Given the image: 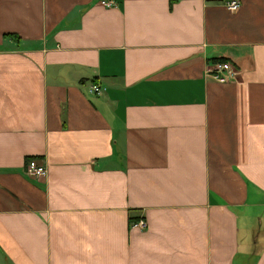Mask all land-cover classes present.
I'll list each match as a JSON object with an SVG mask.
<instances>
[{
	"label": "crops",
	"instance_id": "1",
	"mask_svg": "<svg viewBox=\"0 0 264 264\" xmlns=\"http://www.w3.org/2000/svg\"><path fill=\"white\" fill-rule=\"evenodd\" d=\"M225 1L0 0V264H264V0Z\"/></svg>",
	"mask_w": 264,
	"mask_h": 264
},
{
	"label": "built area",
	"instance_id": "2",
	"mask_svg": "<svg viewBox=\"0 0 264 264\" xmlns=\"http://www.w3.org/2000/svg\"><path fill=\"white\" fill-rule=\"evenodd\" d=\"M105 4H114V0H102ZM226 5L231 9H236L240 6V0H226ZM209 75H212L216 80L226 82L235 80L237 78V69L229 60L216 61L211 68L207 70ZM91 92H100L101 87L97 84H92L89 87ZM25 172L33 177L45 175L47 166L43 161H37L35 158L30 157L25 163ZM133 225L144 227L147 225L145 219H138L134 221Z\"/></svg>",
	"mask_w": 264,
	"mask_h": 264
},
{
	"label": "trees",
	"instance_id": "3",
	"mask_svg": "<svg viewBox=\"0 0 264 264\" xmlns=\"http://www.w3.org/2000/svg\"><path fill=\"white\" fill-rule=\"evenodd\" d=\"M224 60H226V59H224ZM220 61H222V60H220ZM216 62V61H215Z\"/></svg>",
	"mask_w": 264,
	"mask_h": 264
}]
</instances>
